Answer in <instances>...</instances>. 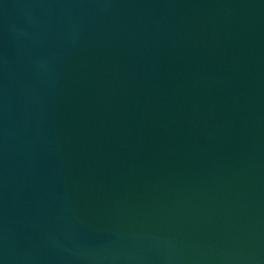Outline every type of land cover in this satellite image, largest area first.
Here are the masks:
<instances>
[{"label":"water","instance_id":"water-1","mask_svg":"<svg viewBox=\"0 0 264 264\" xmlns=\"http://www.w3.org/2000/svg\"><path fill=\"white\" fill-rule=\"evenodd\" d=\"M0 264H264V0H0Z\"/></svg>","mask_w":264,"mask_h":264}]
</instances>
